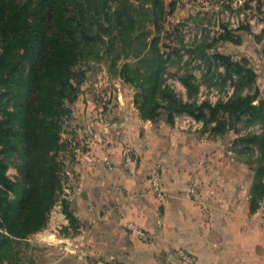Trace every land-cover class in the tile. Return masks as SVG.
<instances>
[{"label": "trees", "instance_id": "1", "mask_svg": "<svg viewBox=\"0 0 264 264\" xmlns=\"http://www.w3.org/2000/svg\"><path fill=\"white\" fill-rule=\"evenodd\" d=\"M139 1L135 6L123 0L114 13L101 12L109 24V47L113 48L117 41L114 62L126 61L121 69L117 65V77L136 89L135 105L145 121L164 120L173 126L177 115L188 113L204 122L203 132L211 137L226 135L232 122L243 116L249 125L263 126L260 133H248L239 141L257 163L251 204L255 211L264 198V97L255 87L256 72L246 61L216 54L217 68L223 67L225 72L220 76L237 77L235 94L216 105L180 100L164 84L170 56L165 59L161 53L160 37H152L151 31L136 33L145 18L155 29L159 28L164 0ZM88 2L0 0V264H14L16 243L46 228L61 192L62 165L58 157L63 119L69 113L65 101L70 102L85 81V73L75 71L76 65L82 59L99 58L98 42H103L100 30H107L99 26L98 35L92 31ZM175 7L170 6L172 13ZM115 31L117 36L113 37ZM207 49H212V45ZM201 51V60L211 64ZM132 57L136 60L134 65L127 62ZM212 66L209 75L216 71ZM181 80L191 97L197 89L195 79L186 74ZM14 155L21 162L20 181L7 175ZM63 213L78 230L79 221L68 203Z\"/></svg>", "mask_w": 264, "mask_h": 264}, {"label": "crops", "instance_id": "2", "mask_svg": "<svg viewBox=\"0 0 264 264\" xmlns=\"http://www.w3.org/2000/svg\"><path fill=\"white\" fill-rule=\"evenodd\" d=\"M258 88L264 96L263 83ZM128 105L117 112L111 157L87 159L95 171L83 174L82 183H92L79 215L96 233L86 244L123 264H182L180 250L197 264H264V198L253 211L256 167L238 135L179 132L164 120L141 119L131 100ZM102 166L109 167L108 177ZM193 178L201 183L199 201L190 193ZM110 218L117 234L109 229ZM59 260L49 264H87L80 256Z\"/></svg>", "mask_w": 264, "mask_h": 264}, {"label": "rangeland", "instance_id": "3", "mask_svg": "<svg viewBox=\"0 0 264 264\" xmlns=\"http://www.w3.org/2000/svg\"><path fill=\"white\" fill-rule=\"evenodd\" d=\"M88 1L90 11L87 15L90 27H93L92 31L98 35L99 26L107 28L105 31L100 30L103 38V42L102 40L98 42L101 48L100 56L82 59L75 67V71L85 73V81L77 88L72 100L65 101L69 113L63 119L58 157L62 165L60 171L62 189L49 214L46 228L16 243L14 264H49L56 258L60 261L59 258L64 260L68 256H80L87 264H92L95 259L104 261L117 259L113 253L101 255L94 249L96 247L88 246L85 242L90 233L93 236L96 232L92 229L93 223L83 220L79 215L80 205L84 210L87 208L89 198L84 197V192L92 183V181L82 183V180L83 174L86 176V173L95 171L94 166H88L87 159L91 158L90 156L111 157L107 151L114 143L117 144V112L121 107H129L130 100L133 105L131 108L134 107L138 111L135 105L137 91L117 77V65L121 69L126 61L122 59L118 64L117 61L114 62L117 58V41H114L113 48L109 47L108 44L111 43L109 24L101 15L102 10L114 13L123 0ZM129 1L135 6L140 3L139 0ZM164 3L165 11L159 28L155 29L145 18L140 31L136 33L144 34L151 31L152 37L156 35L160 37L161 53L165 59L170 56L164 84L172 89L180 100L195 102L198 105L204 103L216 105L221 101H228L235 94L237 77L224 79L220 76L225 74L224 68H217L214 60V55L219 53L234 61H246L251 69L257 71L255 87L258 88L259 83L264 85V0H164ZM171 5H176L173 13ZM97 9H100V13ZM226 13L234 16L233 23L228 21ZM111 20L114 22V17L111 16ZM115 35L117 36V31L113 33V37ZM225 38L228 40H224ZM209 45H212L210 50L207 49ZM199 49L204 50L203 53H206L210 63L214 65L212 67L216 71L212 75L208 73L211 64L208 65L201 60L202 51ZM111 52H113L111 55L107 54ZM127 62L131 65L136 64L134 57ZM186 74L192 75L197 85L191 97L181 80ZM255 127H258L259 132L250 133L257 134L263 129L260 124L249 125L247 118L243 116L237 122H232L226 135L218 138L234 133L238 135L237 141H240L249 133V129ZM199 134L206 133L202 131ZM208 137L211 138L210 135ZM9 164L8 177L13 181H20L22 173L18 166L21 162L17 155L10 158ZM256 164L250 159L253 168L254 165L257 167ZM101 169L108 177L109 167L102 166L99 171H102ZM65 203H68L70 209L75 212V217L79 221L78 230H74L63 213ZM105 205L111 210L110 203L106 202ZM109 223L111 232L117 234L116 228H113L114 219L110 218ZM2 232L0 229V233Z\"/></svg>", "mask_w": 264, "mask_h": 264}, {"label": "built area", "instance_id": "4", "mask_svg": "<svg viewBox=\"0 0 264 264\" xmlns=\"http://www.w3.org/2000/svg\"><path fill=\"white\" fill-rule=\"evenodd\" d=\"M226 18L228 19V21L232 23L235 21L234 16H231L229 13H226ZM237 22H238V19H237ZM251 23L253 24V22ZM174 128L177 131L184 132V133H201L205 128V124L203 121L196 119L193 115H190L188 113H183L175 117ZM253 131L259 132L258 127L251 128L248 130L249 133ZM200 187L201 185L199 181L197 180V178H193L190 183L189 189H190V193L192 197L197 201H199L201 198V195H200L201 188ZM129 228L135 231L141 239L145 241L148 240V237L145 235V233L138 230L134 225L129 224ZM177 256L182 264H197L196 260L191 255L185 253L184 251H181V250L177 251ZM92 264H123V263L115 259H111L109 261H103L100 259H96L92 261Z\"/></svg>", "mask_w": 264, "mask_h": 264}]
</instances>
